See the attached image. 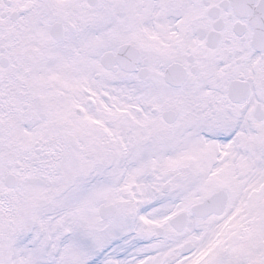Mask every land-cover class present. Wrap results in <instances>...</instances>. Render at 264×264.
Wrapping results in <instances>:
<instances>
[{
	"label": "snow or ice",
	"instance_id": "obj_1",
	"mask_svg": "<svg viewBox=\"0 0 264 264\" xmlns=\"http://www.w3.org/2000/svg\"><path fill=\"white\" fill-rule=\"evenodd\" d=\"M0 264H264V0H0Z\"/></svg>",
	"mask_w": 264,
	"mask_h": 264
}]
</instances>
